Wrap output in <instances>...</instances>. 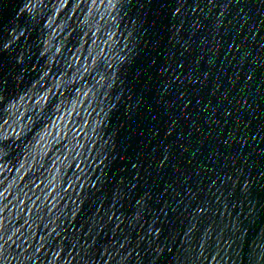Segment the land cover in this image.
<instances>
[{
	"label": "water",
	"instance_id": "95a60500",
	"mask_svg": "<svg viewBox=\"0 0 264 264\" xmlns=\"http://www.w3.org/2000/svg\"><path fill=\"white\" fill-rule=\"evenodd\" d=\"M0 264H264V0H0Z\"/></svg>",
	"mask_w": 264,
	"mask_h": 264
}]
</instances>
